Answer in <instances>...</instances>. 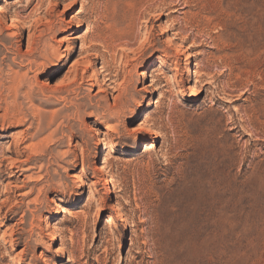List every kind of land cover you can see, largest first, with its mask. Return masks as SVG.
Listing matches in <instances>:
<instances>
[{
	"label": "rangeland",
	"instance_id": "374dc122",
	"mask_svg": "<svg viewBox=\"0 0 264 264\" xmlns=\"http://www.w3.org/2000/svg\"><path fill=\"white\" fill-rule=\"evenodd\" d=\"M24 22L63 58L0 106V264H264V0H0Z\"/></svg>",
	"mask_w": 264,
	"mask_h": 264
},
{
	"label": "bare ground",
	"instance_id": "6f19581e",
	"mask_svg": "<svg viewBox=\"0 0 264 264\" xmlns=\"http://www.w3.org/2000/svg\"><path fill=\"white\" fill-rule=\"evenodd\" d=\"M31 3H32V1H30V4L27 5V9H29L31 7ZM147 22H148V24L149 23L152 24V21H147ZM26 24H27V26H26ZM61 26H62V24H58L57 26H55V25L53 26L51 24L50 26L46 27L45 32L48 31L52 35H55L56 31L61 29ZM38 28L39 27H37L36 25H32V24H29L26 22L23 23V31H25V30L28 31V38H27L28 39L27 40V50L28 51L26 54H22L19 50H16L13 47V45H14L13 40L10 38L4 37L2 34V31L0 30V41L3 40L7 44H9V47L6 48V51L8 54L14 56V59H12V61L9 60V62L14 67H16L15 71L11 70L10 71L11 73L4 75V76H0V106L3 105V107H1V110L3 111L2 119H3V122H6L10 127L21 126V125H24L28 121V120H26L27 118L25 119L26 116L23 114V106H22V103L19 102V99H22L20 97L21 90L26 88V90H28L29 94H32V91H33L31 88H29V84H27L28 79L26 77V74L21 76V75H19V71L25 70V69H27V70L43 69V71H44V70H47L48 67H50L52 65L53 66L59 65V63L61 62V60L63 58L62 53L59 51L60 49L56 48L52 44V39L51 40L45 39V37H43V35L40 37L39 36L36 37V35H37L36 33L39 32ZM40 32H44V31L42 30ZM132 36H133V34H126V33L125 34L124 33L123 34L118 33V34L111 36L109 38L111 43H110V45H108L107 50H105V54L111 53V55H112L113 53L116 54V52L118 50L124 51L127 46L131 45V41H133V39H134V37H132ZM96 38H99V36H95L93 39H91L87 43H83L79 49V53H83L84 50L93 49L95 46ZM102 39H105V37ZM22 41L23 40H21V39L19 40V42H22ZM98 58H100L102 60V63L105 62L104 61L105 55H103V56L98 55ZM8 59H9L8 57H5L4 59H2L0 61V74L2 71L1 66L5 65V62L8 61ZM15 61H18V62H15ZM38 62H40V63H38ZM126 63H127V61H126ZM128 63H127V66L129 65ZM125 65H124V67H127ZM124 71H126V70H124ZM142 72L143 73H141V75H140L141 77H145V76L148 77L149 76V71L147 70V67H145V69ZM97 81L98 80H96L95 85L99 84V83L97 84ZM131 91L134 94L133 96H135V91H133V89H131ZM25 94H26V92H25ZM121 98L122 97L118 96V97H115L114 99H115V101H118V100H121ZM132 101H134V100H132ZM114 105H117V102H115ZM35 111H37V110H35ZM33 117L36 119L37 116L33 115ZM145 132L148 133L149 130L146 129ZM37 133H35L31 137V140L38 135ZM45 142L46 141L41 142L40 144L38 143L36 145H33V144L28 145L26 147V149H30L31 152L34 155H36V154H38L40 147ZM105 148H106V144L104 143L99 149L98 156H103V151L105 150ZM33 154H32V156H33ZM16 155H17V152H16ZM31 159H33V158H31Z\"/></svg>",
	"mask_w": 264,
	"mask_h": 264
}]
</instances>
